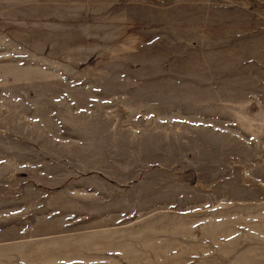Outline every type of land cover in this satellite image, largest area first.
Returning <instances> with one entry per match:
<instances>
[{"label":"rangeland","instance_id":"obj_1","mask_svg":"<svg viewBox=\"0 0 264 264\" xmlns=\"http://www.w3.org/2000/svg\"><path fill=\"white\" fill-rule=\"evenodd\" d=\"M0 264H264V0H0Z\"/></svg>","mask_w":264,"mask_h":264}]
</instances>
